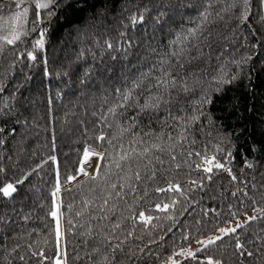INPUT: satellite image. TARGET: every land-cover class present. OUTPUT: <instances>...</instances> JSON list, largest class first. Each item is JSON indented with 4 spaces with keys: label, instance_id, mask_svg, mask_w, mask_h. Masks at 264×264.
<instances>
[{
    "label": "trees",
    "instance_id": "trees-1",
    "mask_svg": "<svg viewBox=\"0 0 264 264\" xmlns=\"http://www.w3.org/2000/svg\"><path fill=\"white\" fill-rule=\"evenodd\" d=\"M203 4L204 0H56L51 9L54 14L48 17L47 11L42 10L43 23L33 30L36 9L31 0H0V35L7 34L13 26L26 32L22 42L15 46L0 41L3 44L0 107L8 104L11 109L0 112V129H3L0 167L4 169L0 172V187L23 179V183L16 184L17 191L11 197L0 193V264H52L57 249L54 220L49 212L57 199L62 201L65 212L61 220L64 231L61 244L67 251L66 264H104L102 255H107L111 264H161L181 249L250 213L254 207L264 208V5L261 0H250L247 21L237 18L240 8L224 14L223 20L216 18L213 11L211 23L206 25L212 33L211 47L201 43L199 58L185 62L183 68L171 60L174 76L195 73L208 81L220 62L227 61L229 75L236 74L237 78L224 85L222 91L210 93L212 102L203 109L206 115L193 124L189 140L182 146L176 145L175 161L167 152L156 153L164 164L153 160L155 179H145L137 186V192L146 189L147 196L141 200L132 195L125 200L113 199L109 207L115 203L114 211L101 221L97 206L106 193L101 192L97 181L79 176L77 181L65 183L66 176L77 174L83 151L89 145L101 152L107 149L101 170L110 168L109 183L121 182L116 174L119 170L108 156V152L114 156L116 150L96 140L101 130L109 135L118 134L115 126L103 128L99 122L100 114L108 106L105 101L111 102L117 88L123 90L157 64L170 51L169 42L182 29L195 26L193 22ZM141 12L144 22L132 25L129 18ZM17 14L21 16L19 22L15 19ZM42 29L45 43L41 49L35 42L41 39ZM108 43L112 48L107 47ZM28 52L36 59L28 58ZM190 54L197 56L196 48H191ZM247 57L251 59L246 60ZM153 74L158 73L153 70ZM200 91L197 88L189 95L181 93L170 105L172 112L179 115L177 110L183 107L190 113L191 102L199 98ZM136 112L135 108L129 109L120 123L126 124ZM165 116L163 107L152 115L142 113L138 116V127L144 132L149 129L159 132L163 128L164 142L170 143L168 133L175 137L178 130L162 125ZM128 141L126 134L114 143L127 147ZM214 146L222 151L216 152ZM189 152H215L217 160L230 168L231 173L214 169L212 180L204 181L203 190L194 188L186 182L199 180L206 174L195 170L200 157L194 154L189 157ZM177 163L179 168L175 167ZM248 163L252 167H247ZM132 166L135 168L137 162ZM140 167L143 175L142 162ZM58 175L61 191L53 197ZM232 176L236 177L235 181ZM169 180L179 182L186 189L189 201L196 203L189 204L183 197H177L180 203L171 213L173 219L164 213H153L160 217L153 220L155 227H145L129 219L133 212L151 208L165 195L171 199L175 194L154 190L166 186ZM233 192L237 195L233 196ZM85 200L92 203L84 216L76 217L75 212L85 208ZM68 205H72L71 209ZM29 214L25 221L23 217ZM93 215L97 216L96 220L91 219ZM68 219L77 225L83 223L84 228L77 226L71 232L66 231L71 227L66 223ZM116 223L120 228L113 229ZM90 226L91 238L80 234ZM130 231L133 235L128 237ZM113 234L125 241L121 245L123 251L112 253L111 245L104 241L105 235ZM237 234L245 242V248L254 253L252 257L239 254L233 234L198 250L194 257L180 264H203L207 255L222 260L223 264H264V218L238 229ZM93 248L100 251L89 259ZM41 251L48 259L38 255Z\"/></svg>",
    "mask_w": 264,
    "mask_h": 264
},
{
    "label": "snow or ice",
    "instance_id": "snow-or-ice-1",
    "mask_svg": "<svg viewBox=\"0 0 264 264\" xmlns=\"http://www.w3.org/2000/svg\"><path fill=\"white\" fill-rule=\"evenodd\" d=\"M34 8L36 9L35 19L32 21L33 30L35 27L43 23V18L41 17V11H47V16L50 17L54 14L53 6L56 4V0H31ZM261 5H264V0H261ZM250 0H204L202 10L198 14V18L193 22L195 26L189 27L187 29H182L181 33L176 36V39L169 42L170 51L162 57L157 64H154L148 72L141 73L137 78L133 79L126 88L115 90V95L112 96L111 102L108 100L105 103L108 105L107 108L100 114L99 122L103 128H112L115 126L118 129V134L114 133L109 135L107 132L101 130L100 134L96 137L98 144H107L111 146L113 150H116V154L113 156L111 152H108V156L111 157L112 165L115 169L119 170L116 174L119 176L120 183L112 182L109 183L108 175L110 173V168L108 171L101 170V162L106 159L104 152L97 151L91 145L87 146L83 151V162L78 166L77 174L70 175L65 177V183H72L77 181L80 175L85 176L91 181H97L98 186L101 187V192L106 193L102 198V203L98 205L101 215L99 219L101 221L108 218V213L114 211L115 203L109 207L110 201L115 200H125L127 196L132 195L135 199L141 200L147 196V190L143 193L137 192L138 184L142 183L145 179L154 180L156 175V168L153 164V160L158 162L160 165L164 164V160L156 153H165L167 152L171 160H176V155L174 150L177 144L183 145V142L188 141L191 136V130L193 124L199 121L200 116L206 115L204 112V106L211 104L212 97L211 92H220L223 90V86L226 84H231L237 77L236 74L229 75L227 71V61L220 62L217 69H214L212 72L211 79L204 81L199 75L195 73H189L188 75H179V73L173 75V66L171 60L174 59L180 68H183L184 63H191L193 60L199 58L201 52L200 44L205 43L211 47V37L212 33L208 31L206 25L210 24V17L213 16V11H215V17L221 20L224 19V14L232 12L236 8H240V13L238 19L242 21H247L249 18L250 12ZM28 9H24L26 14ZM164 15V13H161ZM16 21L21 20L20 14H17L15 17ZM132 25L144 22V13L141 12L139 15L133 14L130 18ZM159 17H157V20ZM26 35V32L21 29L13 26L5 35H0V41L6 45L15 46L17 42H22V36ZM41 39L36 40V45L39 48L44 47V30L40 31ZM227 39V37H225ZM130 43V42H129ZM3 44H0V52L3 51ZM108 48H112V44H107ZM191 48H196L197 56H192L190 54ZM222 54V53H221ZM24 54H21L23 56ZM28 58L35 60L36 56L32 52L27 53ZM219 61V57H217ZM251 59V57L245 58ZM232 63H237L233 61ZM155 70L158 74H153ZM199 88L200 94L197 100L192 101L193 108L190 113L186 112L183 107L179 108L177 111L179 115L174 114L171 110L170 105L174 102L176 97L181 93L189 95L196 91ZM3 89L0 87V92ZM143 97V103H140V98ZM163 107L166 116L161 121L162 125L173 128L174 131H177V135L174 137L171 133H168L167 140L170 143L164 142V130L161 128L159 132H155L151 129L144 132L138 127V116L142 113L148 112L150 115L158 113ZM9 108L8 104H4L3 107H0V112H4V109ZM135 108L137 110L136 115L128 118L126 124L120 123V118L124 116V113L129 109ZM7 114V113H5ZM3 131V129H0ZM129 136L128 146L125 147L123 143H114L118 138L122 139L125 135ZM147 138V139H146ZM118 149V150H117ZM216 152L222 151L219 146H214ZM196 155L200 157V161L195 163V170L202 171L206 175L202 176L199 180H190L186 182L194 188H199L203 190L204 181L212 180V173L214 169H224L231 173V169L227 168L225 164L217 160L215 152L210 154L208 152L204 153H192L189 152L188 156ZM183 155V153H181ZM228 156L231 153L227 154ZM95 158L96 163L95 167H92L91 161ZM54 159V157L52 158ZM133 162H137V166L133 168ZM143 164V175L140 167V163ZM176 168L180 167V164L175 165ZM191 167V165H189ZM247 167H252L251 163L247 164ZM91 168V171H89ZM4 171L0 167V172ZM27 177H25L26 179ZM232 180L235 181L236 177L232 176ZM23 183V179L14 183H8L6 186L0 187V193L5 197H11L13 193L17 191L16 184ZM110 189V191L108 190ZM67 191V189H65ZM156 193L175 194L169 199L165 195L164 199L159 200V202L154 203L151 208L144 209L138 213L133 212V215L129 217L135 222L143 224L145 227L151 225L155 227L152 223L153 220H158L160 217L154 215V212L164 213L167 215L168 219H173L171 215L172 212L176 210L177 204L180 203V200L177 197H183L185 201H188L189 204L196 203L195 201H189L187 191L181 186L179 182H173L171 180L167 181L166 186L156 187ZM60 181L59 175L57 176V186L55 191L52 192L53 197H57V194L60 193ZM95 191V189H93ZM233 196H236L237 193L233 192ZM244 195L247 196V192H244ZM85 208L75 212L76 217H82L87 212V206L92 202L85 200ZM255 203V202H254ZM62 201H54V208L49 212V215L54 220V234H55V243H56V255L52 257V264H66L67 262V251L65 247L61 244V240L64 235L62 231V217L65 216V212L62 211L63 208ZM71 209L72 205L67 206ZM132 211V209H129ZM187 211V208L183 209ZM212 212H215V209H211ZM253 212L257 213L252 216H247L245 214V220H237L235 226L232 227H222L218 229L219 234L214 237H208L205 241H198V243L203 244L205 247L208 245H213L217 241L223 240L224 236H230L235 234V249L238 250L241 256L247 255L252 257L254 253L248 251L245 248V242L240 240L237 230L244 228L246 225L264 218V208H253ZM207 215V210L205 211ZM235 215V213H233ZM30 218L29 215H25L23 219L27 221ZM92 220H96L97 216H91ZM68 225H71L70 228H67L66 231L71 232L73 229L79 226L84 228L83 223L74 224L71 219L66 220ZM120 228V224L116 223L113 225V229ZM171 231V229H169ZM81 235H87L91 238L92 228L91 226L85 231L80 233ZM133 232H128V237H131ZM97 238H99V232H97ZM185 239L188 237L185 236ZM104 241L106 244L111 245L110 251L115 253L117 250L123 251L121 245L125 242L119 240L118 236L114 234L112 236L105 235ZM127 239V238H126ZM162 240L163 237H160ZM114 240H119L118 243H113ZM155 242V241H154ZM31 247V246H29ZM202 250V249H201ZM260 250V249H258ZM99 248H93L92 253L89 254V259H91L92 254L99 252ZM143 251V249H141ZM177 255H186L189 257H194L195 253L188 250L185 251L181 249ZM37 255V253H33ZM38 255L46 260V257L43 251L39 252ZM23 259V257H21ZM100 259L104 264H111V260L107 255H102ZM115 257H112L114 260ZM170 264H179V262L172 256L168 258ZM203 264H223V261L217 258H214L212 255H207L204 259Z\"/></svg>",
    "mask_w": 264,
    "mask_h": 264
},
{
    "label": "rangeland",
    "instance_id": "rangeland-1",
    "mask_svg": "<svg viewBox=\"0 0 264 264\" xmlns=\"http://www.w3.org/2000/svg\"><path fill=\"white\" fill-rule=\"evenodd\" d=\"M83 177H85V176L80 175V178H83ZM254 214H257V213H254L253 211H251L250 213L247 214V216H252V215H254ZM245 218H246L245 215H243V216H241L240 218L236 219L235 221L228 223V224H227L226 226H224V227H232V226H235V223H236L237 220H239V221H244ZM218 234H219V232H218V230H217V231H215L214 233H212V234H210V235H208V236L202 238V239L199 240V241H205L208 237H214L215 235H218ZM204 247H205V246H204L203 244L196 242L195 244H193V245H191V246L185 248L184 250H185V251L190 250V251H192L193 253H196L198 250H200V249H202V248H204ZM177 253H178V252H177ZM172 257H174V258L179 262V264H180L183 260H185V259L188 258L189 256L174 254ZM161 264H170V261H168V259H167L166 261L162 262Z\"/></svg>",
    "mask_w": 264,
    "mask_h": 264
},
{
    "label": "bare ground",
    "instance_id": "bare-ground-1",
    "mask_svg": "<svg viewBox=\"0 0 264 264\" xmlns=\"http://www.w3.org/2000/svg\"><path fill=\"white\" fill-rule=\"evenodd\" d=\"M95 163H96V160L95 158H93V160L91 161L92 167H95ZM89 171H91V168H89Z\"/></svg>",
    "mask_w": 264,
    "mask_h": 264
}]
</instances>
